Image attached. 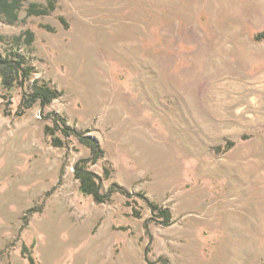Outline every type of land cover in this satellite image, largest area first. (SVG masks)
I'll return each mask as SVG.
<instances>
[{
  "label": "rangeland",
  "instance_id": "obj_1",
  "mask_svg": "<svg viewBox=\"0 0 264 264\" xmlns=\"http://www.w3.org/2000/svg\"><path fill=\"white\" fill-rule=\"evenodd\" d=\"M31 3L0 15L32 67L0 85V264H264V0ZM34 81L57 98L16 115ZM75 132L111 200L80 191Z\"/></svg>",
  "mask_w": 264,
  "mask_h": 264
},
{
  "label": "trees",
  "instance_id": "obj_2",
  "mask_svg": "<svg viewBox=\"0 0 264 264\" xmlns=\"http://www.w3.org/2000/svg\"><path fill=\"white\" fill-rule=\"evenodd\" d=\"M26 1L27 0H0V15L8 22H16L19 19L20 11L24 7V2ZM46 1L48 2L46 7H41L36 3H31L28 7V12L30 14H47L52 12L56 8L58 0ZM62 21L67 24L64 18H62ZM33 37V32L27 31V39L25 41L27 45H31L33 43ZM257 38H264V32L260 33ZM14 54L17 56L19 53L15 52ZM31 74L32 67L27 65L23 58L12 57L11 53L7 55L0 54V85L6 93H10L9 96L3 94L5 98L7 96L10 98L12 96V90L17 86H23L25 81L31 77ZM31 89L32 90L30 92L24 93L16 115L23 114L27 108H30L37 102L42 106H47L58 96V92L55 89L50 87L48 84H41L38 81H34ZM10 113L11 111H8V114ZM61 130L65 132L67 136H70L71 129H69V127H63ZM46 133L51 136V140L55 145L62 144V139L57 135L56 128L54 126L47 125ZM76 134L80 137L82 142L90 148L92 153L91 157L81 159L76 166V175L80 180V191L85 195L93 196L94 200L97 202H106L111 200L114 190L110 189L103 192L102 177L89 168V164L97 163L104 155L100 144L92 138L82 136L79 132ZM104 171L106 176H109L110 172L107 167H104ZM151 206L157 208L154 204ZM152 210L154 211L153 207ZM162 214L165 216L167 221H169L172 217L169 208L163 209ZM136 216H141L140 211L136 210ZM29 260L32 264H35L34 257L32 255H29Z\"/></svg>",
  "mask_w": 264,
  "mask_h": 264
},
{
  "label": "crops",
  "instance_id": "obj_3",
  "mask_svg": "<svg viewBox=\"0 0 264 264\" xmlns=\"http://www.w3.org/2000/svg\"><path fill=\"white\" fill-rule=\"evenodd\" d=\"M0 194H1V191H0Z\"/></svg>",
  "mask_w": 264,
  "mask_h": 264
}]
</instances>
